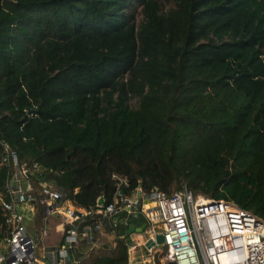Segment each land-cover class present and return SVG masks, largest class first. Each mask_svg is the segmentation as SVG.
Instances as JSON below:
<instances>
[{
	"label": "trees",
	"instance_id": "obj_1",
	"mask_svg": "<svg viewBox=\"0 0 264 264\" xmlns=\"http://www.w3.org/2000/svg\"><path fill=\"white\" fill-rule=\"evenodd\" d=\"M3 142L77 207L117 173L264 219V0H0ZM89 247L78 264L128 263L119 235Z\"/></svg>",
	"mask_w": 264,
	"mask_h": 264
},
{
	"label": "built area",
	"instance_id": "obj_2",
	"mask_svg": "<svg viewBox=\"0 0 264 264\" xmlns=\"http://www.w3.org/2000/svg\"><path fill=\"white\" fill-rule=\"evenodd\" d=\"M3 146L5 154L0 165L11 167V175L0 206L5 215L0 264H78L80 258L75 253L81 238L90 243L88 252L99 245L102 237L115 245L119 222L128 247L127 264H264V219L234 202L193 195L186 188L167 194L156 186L146 199L140 187L130 193L124 191L127 177L114 173L116 190L112 200L101 205L96 202L98 209H85L75 206L52 183L38 185L32 170L40 171L39 166L23 165L7 143ZM149 199L156 201L161 230L149 220V205L146 208L145 204ZM20 207L32 210L28 219ZM135 213L138 217L134 226L146 223L147 228L128 233ZM53 215L59 216V241L40 254L38 247L50 234L47 218ZM159 233L162 243L147 248V239L155 240ZM137 234L144 235L143 241Z\"/></svg>",
	"mask_w": 264,
	"mask_h": 264
},
{
	"label": "rangeland",
	"instance_id": "obj_3",
	"mask_svg": "<svg viewBox=\"0 0 264 264\" xmlns=\"http://www.w3.org/2000/svg\"><path fill=\"white\" fill-rule=\"evenodd\" d=\"M137 20H138V22L141 20V15H138ZM204 197L208 198L206 196H204ZM145 204H146V208H147V205H149V209H148L150 211L149 220L153 224H155L159 230H161V225H160L161 224V217L159 216L158 211H157L156 201L154 199H149L148 203H145ZM20 210L23 212V214H25L26 219H28L30 213L32 212V210L29 208L22 209V207H20ZM47 225L49 227L50 234L48 237H46L42 241L41 245L38 247V252L40 254L45 250V247H51L54 244L58 243L59 236H60V233L62 231L61 225L59 223V216L58 215H53V216L48 217L47 218ZM117 230H118V225H117ZM136 236L138 237V239L140 241H143V238H144L143 234H137ZM161 250L163 252H165V247H161Z\"/></svg>",
	"mask_w": 264,
	"mask_h": 264
},
{
	"label": "water",
	"instance_id": "obj_4",
	"mask_svg": "<svg viewBox=\"0 0 264 264\" xmlns=\"http://www.w3.org/2000/svg\"><path fill=\"white\" fill-rule=\"evenodd\" d=\"M39 169H41V167H39ZM138 195L140 196V194H138ZM140 201H141V199L139 198V199H138V205H137V208H138V209L140 208ZM103 202H104V198H103L102 196H100V197L97 199V204H98V205H101V204H103ZM137 217H138V213L133 214L132 219H131L132 224H131V225L128 227V229H127V232H128V233H131V232H133V231L141 232L143 229H146V228H147L146 223H143V224L141 225V227H135V226H134V223H136ZM117 225H118V235H119V237H120V238H124V237H125V232H124V229H123L122 223L119 222ZM119 225H120V226H119ZM162 241H163V236H162V234L159 233V234H156V235H155V240H153V239H147V241L145 242L144 245H145L147 248H150V247H153L156 243H157V244H161Z\"/></svg>",
	"mask_w": 264,
	"mask_h": 264
},
{
	"label": "crops",
	"instance_id": "obj_5",
	"mask_svg": "<svg viewBox=\"0 0 264 264\" xmlns=\"http://www.w3.org/2000/svg\"><path fill=\"white\" fill-rule=\"evenodd\" d=\"M56 222V221H55Z\"/></svg>",
	"mask_w": 264,
	"mask_h": 264
}]
</instances>
